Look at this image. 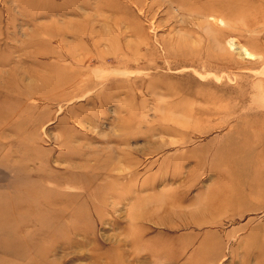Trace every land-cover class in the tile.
Wrapping results in <instances>:
<instances>
[{
	"label": "rangeland",
	"instance_id": "obj_1",
	"mask_svg": "<svg viewBox=\"0 0 264 264\" xmlns=\"http://www.w3.org/2000/svg\"><path fill=\"white\" fill-rule=\"evenodd\" d=\"M0 264H264V0H0Z\"/></svg>",
	"mask_w": 264,
	"mask_h": 264
},
{
	"label": "crops",
	"instance_id": "obj_2",
	"mask_svg": "<svg viewBox=\"0 0 264 264\" xmlns=\"http://www.w3.org/2000/svg\"><path fill=\"white\" fill-rule=\"evenodd\" d=\"M231 180L230 177L225 176V175H220L217 176V178L215 179V181L213 180V182L211 183V186H209L207 189L200 187L201 189H203V193L205 194H210L213 195L212 201L211 203H213V209H212V204H209V200H206V203L199 205L198 207L201 210H206L207 212H209L210 210L218 212L219 214H221V216L227 217L229 215H235L237 212L243 214L245 213L244 208V203H247V200L242 201L243 198H241L240 202L238 204H232V202L230 201V196L226 195L230 192V190L232 191L231 187ZM259 184L256 182L255 184H251V182L248 181V186H247V191L244 192L245 193V198H247V195H249L251 198V194H254L256 196H259L258 193L260 192V188H259ZM206 189V190H204ZM216 190H217V195H216ZM208 191V192H205ZM244 191V190H241ZM213 193V194H212ZM244 195V194H243ZM225 196V198H224ZM210 198V197H208ZM244 200V199H243ZM209 205V206H208ZM243 205V207H242ZM207 208V209H206ZM217 209V210H216ZM205 213V212H203ZM202 213V214H203Z\"/></svg>",
	"mask_w": 264,
	"mask_h": 264
},
{
	"label": "bare ground",
	"instance_id": "obj_3",
	"mask_svg": "<svg viewBox=\"0 0 264 264\" xmlns=\"http://www.w3.org/2000/svg\"><path fill=\"white\" fill-rule=\"evenodd\" d=\"M188 12L190 13L192 16H198V17H209L210 20H213L214 19V13H213V10L210 8V7H207V8H197L195 10H191L190 8H186L185 10V13ZM197 17V18H198ZM54 23V21H52ZM64 23L59 25L58 27H55V28H50V30H44V32L47 34L48 36V39L46 41L47 44H52V43H56L57 46L59 48H61L62 50H64V48L69 45L67 41H65V37L66 36H70L72 39H74V41H79L80 39H82L83 37H81V35H74L72 36L71 33L73 34V32H77L79 31V26H77L76 24L72 23V21H63ZM213 22V21H212ZM43 29V27L41 26H38V28L36 27V30H39V29ZM116 29V28H115ZM58 33H59V36L60 37H57L58 36ZM144 40H145V37H144ZM130 42V41H129ZM144 43L146 41H143ZM131 47V46H130ZM61 54H63V57L65 59H71V57H69V54L68 53H65V52H62ZM55 58V63L56 64H59V60L61 59L60 58V55L59 56H53ZM180 60V59H179ZM29 77V76H28ZM30 79H31V84L35 82V80H47L48 77L47 76H38V75H31L30 76Z\"/></svg>",
	"mask_w": 264,
	"mask_h": 264
}]
</instances>
